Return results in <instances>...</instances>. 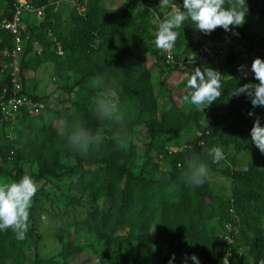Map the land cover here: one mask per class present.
<instances>
[{"label":"trees","instance_id":"trees-1","mask_svg":"<svg viewBox=\"0 0 264 264\" xmlns=\"http://www.w3.org/2000/svg\"><path fill=\"white\" fill-rule=\"evenodd\" d=\"M67 1L29 0L35 10L45 6L44 17L20 29L22 92L45 110L0 120V264H83L86 254L97 264H222L227 252L230 264H264V32L253 33L264 28V0H126L115 8L80 0L83 13ZM12 16L11 0H0V23ZM206 41L212 58L232 41L256 55L248 86L233 77L239 51L228 46L225 60L211 63ZM13 48L0 28V53ZM169 53L195 62L165 64ZM152 60L170 76L197 68V87H188L194 101L182 107L170 96L159 109L155 78L163 86L166 77L151 72ZM48 62L55 86L28 92L21 73ZM9 71L0 88L10 85ZM62 92L68 104H48ZM228 151L249 159L239 166ZM205 169L229 178L230 194L215 191ZM64 178L67 205L81 219L59 229L60 250L47 258L36 208L53 204L45 187L61 193Z\"/></svg>","mask_w":264,"mask_h":264},{"label":"rangeland","instance_id":"rangeland-1","mask_svg":"<svg viewBox=\"0 0 264 264\" xmlns=\"http://www.w3.org/2000/svg\"><path fill=\"white\" fill-rule=\"evenodd\" d=\"M55 1H60V0H55ZM125 1L126 0H103V3L106 8H115V7H119L123 5ZM67 8L69 7L66 5L65 7L60 9L62 11V14L68 11ZM244 9H246V6H243V10ZM69 12L70 11L66 12L65 14H68ZM263 32H264V28H259V29L254 28L253 29V33H255L256 35H259ZM228 46L230 48H234L237 52L239 51L238 53L239 56H237L236 58L237 59L236 72L233 77L242 80L243 85L248 86V82L246 79L252 75L253 70L256 67L257 59L254 53L247 54L242 43L240 42L238 43L237 41L236 42L232 41L230 43L224 42L222 44L223 48L221 47L222 50H224L223 56L212 58L213 57L212 52L208 53V55L210 56L209 58L212 59L211 63L213 61L215 63H219L221 60H225ZM240 58H243L242 63H241ZM147 62L149 63L150 60L148 59ZM152 63H153V60L151 61V64ZM150 68L153 74H158L159 71L162 70L163 76L166 77V79L164 80L163 86L159 85L160 79L155 78V81H156L155 87H156L159 109H164V108L169 107L168 102H169L170 96L173 102H175L179 106L181 105L182 107L194 101V98L190 96L188 92L189 81L191 79L189 77L190 74H187V77L185 76L180 77V74H176V73L173 76H170V74H166V72L163 70L164 68H162L160 62L158 65H153V64L150 65ZM203 71L206 77L210 76V73L207 69H204ZM21 74L20 75L25 79L24 81H25L26 89L30 93H38L40 95H47L51 91V89L55 86V83L53 82V79H52L53 78L52 76L53 63L52 62H48V63L41 65L34 72L27 71L26 73H21ZM225 79H227V77H225ZM67 97H68V93L62 92L61 94L50 96L47 102L51 106L57 105L58 103L59 105H62V104L65 105V104H68L66 102ZM95 100L96 102L101 101L100 97H98ZM201 105L205 106L206 103L203 102ZM221 149L222 148L218 149V153L221 151ZM160 151H162V149L155 148L151 153L155 162H158ZM228 152H230V155H236L238 157L237 159L239 160V162H237V164L239 166H241L240 165L241 162H246L249 159L248 153L246 154L244 153V151L238 154H235L232 151H228ZM255 152L259 153L257 149H255L254 153ZM66 163H69V161L66 160ZM30 167H31L30 165L26 164L25 166H23V169L25 172H28L33 169L32 167H31L32 169ZM204 173L206 177L209 179L210 183L213 184V188L215 191L219 193L230 194L231 180L229 178H224L220 174H217V173L214 174L211 171L206 170V169L204 170ZM69 180L70 179H67V178L62 179V182L60 184L61 193H58V191L54 192L53 188H51L49 185H46L45 187L46 190L49 191L50 194L54 195L53 204L51 205L48 201L43 200V202L41 203L40 209L36 208L35 229H36V233L42 237L41 238L42 240L39 243V253L43 257L48 258V257L56 256L60 250L59 244L56 240V235L59 229L61 227H64L67 224H72L75 221L81 219L77 215V213H74L71 210V206L67 205L66 195H68L69 193H72V191L70 190L68 186ZM34 189L36 192V196H39V193L42 191L40 189V186L36 185ZM84 206H87V205L84 203L83 207ZM54 207H66L67 211L62 212V211L55 209ZM80 209L83 211V208H80ZM123 232L124 231H121L120 233H123ZM153 235H154V229H152L150 233V237H153ZM229 239H230L229 235H227V237L225 236V240L229 241ZM87 253H89V251ZM86 255L90 259L86 262H83V264H97V259L94 254L93 255L86 254ZM110 259L112 260L110 262H114L115 260V253L113 251H111L110 253Z\"/></svg>","mask_w":264,"mask_h":264},{"label":"built area","instance_id":"built-area-1","mask_svg":"<svg viewBox=\"0 0 264 264\" xmlns=\"http://www.w3.org/2000/svg\"><path fill=\"white\" fill-rule=\"evenodd\" d=\"M72 3L78 2L79 0H71ZM13 16L11 20L3 19L0 23V28L9 31L14 37V48L11 50H4L0 53L2 58V67L0 73H4L8 68L9 71V84L4 85L0 88V120L13 121L16 116L21 112H26L30 116H35L41 114L45 110V104L40 101L33 100L28 94L22 92V85L18 77V55L22 51V40L19 36L20 29L26 27L27 20L30 21L33 18L42 19L44 5H41L35 10L31 5L29 0H11ZM78 6V10L82 11V7ZM33 14L34 16L28 17L27 14ZM33 17V18H32ZM29 18V19H28ZM28 37V36H27ZM26 37V38H27ZM209 44H213L207 41L202 46V50L205 53H210ZM37 54L40 53L41 47L37 41L32 43ZM58 45V44H57ZM57 52L61 53V47L57 46ZM10 59V61H9ZM172 54H167L165 58L166 63H177L178 65H183V62L194 63L195 60L192 56L188 59L182 58L177 62H173ZM231 241V239H229ZM229 252L224 257L222 264H230L228 259Z\"/></svg>","mask_w":264,"mask_h":264},{"label":"clouds","instance_id":"clouds-1","mask_svg":"<svg viewBox=\"0 0 264 264\" xmlns=\"http://www.w3.org/2000/svg\"><path fill=\"white\" fill-rule=\"evenodd\" d=\"M48 2L45 4V5H59L60 4V1H55V0H47ZM80 1V0H79ZM75 2V3H72V1L71 0H69V1H67L66 3L68 4V6L69 7H76L77 8V10H78V6L77 5H79L80 7H82V11H79L80 13H83L84 12V7H83V5L81 4V2ZM59 3V4H58ZM174 8H175V10H177L178 9V7L177 6H174ZM43 17H44V11H43ZM43 17H42V19H43ZM207 42V41H206ZM173 56V55H172ZM165 64H168V63H166L165 62ZM194 65V64H193ZM190 75L192 76V80H190V81H192V86L193 87H197V79H198V77L200 76V74H199V72H198V69L196 68V69H193V70H190ZM190 77V76H189ZM189 81V82H190Z\"/></svg>","mask_w":264,"mask_h":264}]
</instances>
